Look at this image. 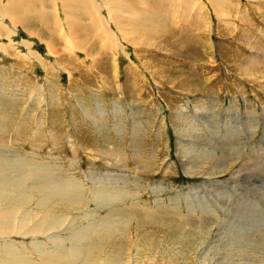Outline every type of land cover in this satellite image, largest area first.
<instances>
[{"label": "rangeland", "instance_id": "374dc122", "mask_svg": "<svg viewBox=\"0 0 264 264\" xmlns=\"http://www.w3.org/2000/svg\"><path fill=\"white\" fill-rule=\"evenodd\" d=\"M35 1L51 30L0 34V264H264L234 217L264 210V0Z\"/></svg>", "mask_w": 264, "mask_h": 264}, {"label": "crops", "instance_id": "0c3cea01", "mask_svg": "<svg viewBox=\"0 0 264 264\" xmlns=\"http://www.w3.org/2000/svg\"><path fill=\"white\" fill-rule=\"evenodd\" d=\"M1 1V0H0ZM7 6L6 8H1L0 6V34L2 36H6L9 34L11 38H15L14 36H19L18 31L22 30V32L28 33L30 36L39 38L38 36L34 35V29H31L33 26L38 24L42 28L49 29L53 28V23H57L59 20V16H56L53 11L51 10V14L48 13L49 8L46 7L45 1L43 3H35V0H6ZM71 1V0H67ZM79 0H73V5H77ZM53 3V2H52ZM1 4V3H0ZM54 4V3H53ZM52 8L55 6L51 5ZM16 7V8H15ZM25 7V8H24ZM63 7V6H62ZM67 8H63L65 11ZM50 24V26H48ZM32 26V27H31ZM16 30V33L13 32ZM41 28V29H42ZM20 29V30H19ZM44 29L40 31L41 34L44 33ZM31 38V37H30ZM49 38H56L50 37ZM4 40L8 38H2Z\"/></svg>", "mask_w": 264, "mask_h": 264}, {"label": "bare ground", "instance_id": "6f19581e", "mask_svg": "<svg viewBox=\"0 0 264 264\" xmlns=\"http://www.w3.org/2000/svg\"><path fill=\"white\" fill-rule=\"evenodd\" d=\"M84 1H86L87 3H89L90 1H87V0H84ZM144 3V2H143ZM86 5V4H85ZM16 8V7H15ZM25 8V7H24ZM83 8V7H82ZM157 9H160V7L159 8H157ZM141 16V18H143V20H144V22L146 21V22H148V21H150L151 22V19H153V20H156V18L157 17H161V20H159L160 22L156 25H154V26H150V23H149V25L148 24H140V26H138L137 27V29L139 28V29H141L140 30V32L138 31L137 32V30H136V33L138 34V36H140V38H155V37H160V36H165L166 38H168L169 39V37H171V36H173V33L170 31V28H169V26H167L168 24H167V22H168V19H167V16L166 15H163V12L162 13H160L159 12V10L157 11L156 9H154V10H148L147 11V13H146V15L145 14H141V15H137L136 17L137 18H139ZM133 21H136V18H133L132 19ZM131 20V21H132ZM130 21V22H131ZM136 23V22H135ZM133 24V26H137V25H139V24H134V23H132ZM147 27H149V31L150 32H148V31H146V29L145 28H147ZM138 29V30H139ZM182 36V35H181ZM157 39V38H156ZM160 39H162V38H160ZM173 39V38H172ZM61 41V40H60ZM146 47V46H145ZM148 49V48H147ZM5 159V158H4ZM3 159V160H4ZM3 160H2V162H3ZM4 168V167H3ZM5 169V168H4ZM5 174H6V171L4 172ZM28 175V174H27ZM38 177V176H37ZM9 183V182H8ZM23 184V183H22ZM12 185V184H11ZM18 185V183L15 185V186H17ZM66 185H68V184H66ZM5 187V186H4ZM9 191H12L13 190V187H6ZM63 188H66V187H63ZM62 188V186H61V188L59 187V188H56V189H53V190H51L50 191V193H49V196H56V194L58 193V195L59 196H62L63 198H65V196L67 195V197H70L72 194L71 193H69V194H66L67 193V188L66 189H63ZM49 189V188H48ZM47 189V190H48ZM3 190V189H2ZM4 191V190H3ZM39 191V190H38ZM5 192H7V191H5ZM62 200V199H61ZM64 200V199H63ZM14 204V203H13ZM46 204V203H45ZM25 205V204H24ZM249 207V206H248ZM9 212V211H8ZM14 212V211H13ZM243 213V212H242ZM247 215L246 216H244L246 219H244V217L242 216V214L239 212V210L237 211V213H236V215L234 216V217H236L237 219H238V221H239V223H240V225L242 226V229H244V227L245 228H248V229H251V231H252V229H255V231H257V230H259V229H261V225H264V215H260L259 214V212H257V211H254L253 209L252 210H249L248 212H245ZM11 215L9 214V213H7L6 212V214L5 215H1L0 217H2V218H6L7 219V217H10ZM24 220V219H23ZM50 223V222H49ZM239 223H238V225H239ZM8 228V227H7ZM1 229V228H0ZM1 231H3V229L1 230ZM246 231V230H245ZM254 231V232H255ZM6 232V231H5ZM239 232V231H238ZM243 232V231H242ZM248 232V231H247ZM246 232V233H247ZM254 232H252V233H254ZM249 233V232H248ZM237 234V233H236ZM240 234V233H239ZM251 234V233H250ZM238 238V237H237ZM114 239H116V238H114ZM108 241V240H107ZM238 241H239V239H238ZM110 242V241H109ZM239 242H241V241H239ZM111 244V243H110ZM117 246H119V245H116V251L114 252V255H113V259H112V263H114L115 262V260L117 261V259L120 257V255H121V250L120 249H117ZM148 246V245H147ZM106 247H108V246H106ZM115 247V246H114ZM113 247V248H114ZM123 247V246H122ZM112 248V249H113ZM102 249H103V247H102ZM103 250H105V249H103ZM108 250V249H107ZM115 250V249H114ZM98 251V250H97ZM96 251V252H97ZM109 251V250H108ZM113 252V251H112ZM10 253V252H9ZM12 253H13V251H12ZM11 253V254H12ZM14 254V253H13ZM17 254V253H16ZM105 254H108V253H105ZM11 257L13 256V255H10ZM10 256H8V258L10 257ZM17 256V255H16ZM95 256V255H94ZM15 257V256H14ZM13 257V258H14ZM22 258V257H21ZM46 258H49V256H45L44 257V259H43V261H44V264L46 263V264H53V262L51 261V260H47ZM110 258V257H109ZM7 259V258H6ZM10 260V259H9ZM90 260V259H89ZM93 260V259H92ZM113 260H114V262H113ZM8 263H10V262H8ZM25 264V263H28V264H30L27 260L26 261H24L23 259L22 260H15V261H11V263L10 264ZM3 264V263H2ZM96 264V263H95ZM111 264V263H110Z\"/></svg>", "mask_w": 264, "mask_h": 264}, {"label": "built area", "instance_id": "2783aa9c", "mask_svg": "<svg viewBox=\"0 0 264 264\" xmlns=\"http://www.w3.org/2000/svg\"><path fill=\"white\" fill-rule=\"evenodd\" d=\"M262 153V152H261ZM264 188V187H263ZM261 186H257V190L256 192L259 193V191H261L263 189Z\"/></svg>", "mask_w": 264, "mask_h": 264}]
</instances>
